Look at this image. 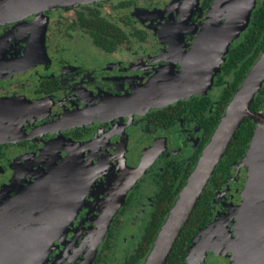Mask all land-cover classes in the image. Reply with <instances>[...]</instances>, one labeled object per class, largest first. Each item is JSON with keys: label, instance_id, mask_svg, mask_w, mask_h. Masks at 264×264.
<instances>
[{"label": "flooded vegetation", "instance_id": "af4514ba", "mask_svg": "<svg viewBox=\"0 0 264 264\" xmlns=\"http://www.w3.org/2000/svg\"><path fill=\"white\" fill-rule=\"evenodd\" d=\"M215 1L96 0L0 23V209L47 177L55 184L66 180L64 189L75 195L71 217L40 264H82L114 206L89 264H102L101 254L113 246L104 252V264L117 257L123 264L134 254L158 196L174 192L187 175L185 184L224 114V90L242 65L227 71V56L253 21L264 25V0ZM106 4H112L109 18L102 15ZM203 32L209 34L200 39ZM78 41L84 44L70 46ZM219 55L220 71L201 93L147 110L133 105L130 96L184 71L202 72L206 59L213 63ZM256 96L250 110L264 113V84ZM239 162L215 190L212 229L196 244L214 229L213 239L221 227L233 230L229 214L240 205L246 177ZM130 217L144 225L123 256L114 236ZM202 257L190 254L189 264H230L213 251Z\"/></svg>", "mask_w": 264, "mask_h": 264}, {"label": "water", "instance_id": "95a60500", "mask_svg": "<svg viewBox=\"0 0 264 264\" xmlns=\"http://www.w3.org/2000/svg\"><path fill=\"white\" fill-rule=\"evenodd\" d=\"M90 1L93 0H0V23L23 18L31 13L41 14L57 7ZM213 9L215 8L211 6L209 11L214 12ZM208 34L201 33L200 39ZM221 62L220 55L213 63L207 58L202 72L184 71L170 79L156 81L130 96V99L134 101L135 107L147 110L190 98L201 93L211 83L215 74L220 71ZM263 84L264 50L226 105L208 144L168 210L143 264L165 263L182 226L245 118L254 123L255 129L239 162L240 166L246 168V177L240 193V205L235 208V224L231 225L233 230L229 226L224 227L222 233L214 239L216 233L210 234L208 238L217 242L206 251L229 257L230 264H264V113L250 110V105ZM72 183L71 179L70 184ZM68 186L66 180H59L57 184L48 177L46 180H38L0 209V264H40V261H44L64 221L69 220L75 209V195L64 189ZM123 200L124 196L121 202ZM117 209L118 206L111 209L104 229L96 238L91 255L82 264H89L93 259ZM211 227L210 225L201 230L193 238L192 248L195 244L193 242ZM191 247L189 251L192 250ZM206 251L201 253L203 257Z\"/></svg>", "mask_w": 264, "mask_h": 264}, {"label": "trees", "instance_id": "16d2710c", "mask_svg": "<svg viewBox=\"0 0 264 264\" xmlns=\"http://www.w3.org/2000/svg\"><path fill=\"white\" fill-rule=\"evenodd\" d=\"M262 10L264 11V8ZM99 22L101 24V28H103L102 20L95 21V23ZM81 23L85 24L83 21H81ZM263 32L264 25L253 21V24L248 28L240 43L230 50L224 65L226 70H233L237 68L240 63L242 65L238 71L234 73L229 88L224 90L225 98L223 100V104H228L229 100L233 96V92L240 86L252 64L264 50ZM257 99L258 97L256 96V99L251 104V109L257 106ZM254 128V123L248 118H245L241 122L199 200L182 226L180 234L174 241L171 251L164 264H184L188 251L192 246L193 238L197 236L201 230L209 227L211 219L210 207L215 190L222 186L224 182L228 181L232 165L239 162L244 156L252 138ZM193 165H195V159L191 164L190 170ZM185 177H183V181L174 192H164L158 196L155 207L152 209L151 217L143 230V235L140 238L134 254L130 255L129 259L125 260L123 264H143L145 257L151 249L152 242L167 216L168 210L174 204L178 192L184 186L183 183Z\"/></svg>", "mask_w": 264, "mask_h": 264}, {"label": "rangeland", "instance_id": "374dc122", "mask_svg": "<svg viewBox=\"0 0 264 264\" xmlns=\"http://www.w3.org/2000/svg\"><path fill=\"white\" fill-rule=\"evenodd\" d=\"M93 1H96V0H93ZM111 5L112 4H106L104 6V12L102 13V15L105 18H109V16L106 15V12H107V9H109L111 7ZM114 14H115V16H121L123 13L122 12H114ZM52 27H53V25H52ZM52 35H54V34L52 33ZM221 38H222V40H224L225 43H227L229 41L228 40L229 39L228 33L226 31H223V35H222ZM75 44H84V43H82L81 41H78V42L71 43L70 46H73V48H74V45ZM220 56H221V58H224L223 55H220ZM239 174L240 175L243 174L242 169L239 172ZM135 218L136 217H134V218L133 217H130V222H129V220H127V222H129V224L127 225V227L125 228V230L123 232H121L119 235L114 236L115 238L117 237V241H118V243L116 245V249L117 250H120V253H121V250H122V252H123L122 255L123 256H125L127 254V252H129V251H131L133 249V247L131 246L130 242L128 241L129 238H131L132 236L134 237V235H136V234H141L142 233V228H143V225H144V224H142L143 223L142 222V219L141 218L135 219ZM135 241H137V240L136 239H133L132 243H134ZM108 243L109 244H112V243H114V241L113 240H109ZM193 243H195V242H193ZM112 245L110 247H112ZM113 247L109 251H108V249H106L107 251L105 250L104 252L107 253V254L110 253L111 250L113 249ZM104 252L101 254L100 259H99V261L102 264H104V262L106 261L105 258H104V260H102L103 257H104V254H105ZM189 255H190V251H189V254L186 257V262L184 264H189V261H188ZM111 258H113V255L110 256V259ZM119 258L120 257H117V259L113 260L111 263L112 264H121L122 263V259H119ZM198 262L201 263L202 261H198ZM205 264H208V262L206 261Z\"/></svg>", "mask_w": 264, "mask_h": 264}, {"label": "bare ground", "instance_id": "6f19581e", "mask_svg": "<svg viewBox=\"0 0 264 264\" xmlns=\"http://www.w3.org/2000/svg\"><path fill=\"white\" fill-rule=\"evenodd\" d=\"M235 216H236V213H235V210L232 211V213L229 214V217H230V220H229V223L231 225H234L235 224ZM102 220V219H101ZM101 225V223H100ZM212 229V228H211ZM209 230V229H208ZM221 230L223 231L224 229L221 227ZM215 231V229H214ZM214 231L212 233H214ZM212 240V239H211ZM211 240L209 238H206L205 240H203L201 243H197L195 242L194 244V247L192 248V250L190 251V254H193V253H197V254H201L203 251L205 252L206 249H208L209 247L212 248L213 245L217 242L213 241V243H211Z\"/></svg>", "mask_w": 264, "mask_h": 264}]
</instances>
